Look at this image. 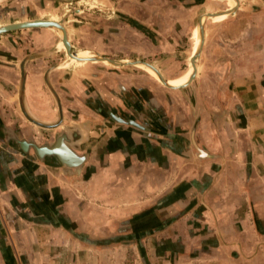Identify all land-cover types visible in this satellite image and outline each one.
Returning a JSON list of instances; mask_svg holds the SVG:
<instances>
[{
    "label": "crops",
    "instance_id": "obj_1",
    "mask_svg": "<svg viewBox=\"0 0 264 264\" xmlns=\"http://www.w3.org/2000/svg\"><path fill=\"white\" fill-rule=\"evenodd\" d=\"M10 1L0 26L62 22L75 55L57 68L69 54L64 43L57 47L62 32L56 27L0 34V264H31L24 250H44L35 242L61 245L58 239L70 240L76 230L98 233L107 223L109 229L122 224L120 232H128L136 224L140 233L152 222L153 246L144 250L153 254L151 264H264V0H232L235 6L229 0H123L125 7L137 6L140 14L150 9L160 20L159 46L171 51L175 70L164 74L153 65L168 82L192 69L198 18L219 10L224 11L212 15L227 16L206 20L196 75L185 87L168 88L147 65L135 64L156 81L151 94L143 90L141 75H116L98 62L118 65L90 57L96 53L89 49H74L78 26L66 24L67 13L50 12L58 0ZM101 1L91 0L88 9ZM71 3L65 0L61 7ZM146 23L135 29L140 35ZM83 55L89 57L76 59ZM23 60L26 109L42 122L56 123L59 109L50 85L62 124L44 128L22 117ZM115 96L133 116L116 113L102 99ZM106 109L149 129L117 122ZM3 127L47 151L39 154L31 146L22 151L6 140ZM59 133L70 165L48 151Z\"/></svg>",
    "mask_w": 264,
    "mask_h": 264
},
{
    "label": "rangeland",
    "instance_id": "obj_2",
    "mask_svg": "<svg viewBox=\"0 0 264 264\" xmlns=\"http://www.w3.org/2000/svg\"><path fill=\"white\" fill-rule=\"evenodd\" d=\"M58 1V7L53 10L51 9L52 11L50 12L59 16L67 13L63 17L66 24H72L76 27L78 26V31H76L78 36L75 38L72 36L74 49L86 48L101 55L108 54L112 58L139 56L141 59L151 61L150 63L158 67L164 74H168L171 71L174 72L173 61L175 58L171 55V51L161 49L159 46L162 39L161 35L157 33L155 28L156 22L158 24L160 20H157L154 11L150 12V9H148L145 10L146 13L141 12L142 14H140L137 6L125 7L123 0H116L111 6H108L105 3L106 0L101 1L102 3H99L96 8L92 7L93 9H88L91 0H80L78 5L75 2L76 0H72V3L68 5L69 8L67 9L62 8L65 0ZM94 2L96 3V1ZM9 3H11L10 0L3 2L0 5V21L5 16V10L11 8V6L8 5ZM84 6H86V8H84ZM74 8H82V12L80 10L77 11ZM67 10L68 12H66ZM144 19H146L147 22L145 25L147 30H142L145 31V33L140 35L135 29L139 27V24L143 26L144 23L142 24V21ZM53 32L56 31L53 30ZM98 64L103 66V68H106L109 72L116 71V75L119 76H124V74L128 72L131 73L132 77H134L135 74L141 75V82L146 86L143 90H146L145 92L147 94L154 92V87L152 85L157 84L156 81L137 66H112L101 62H98ZM63 70H66V67ZM71 70L73 71V69ZM115 77L117 78V76ZM102 99L107 105L112 106L116 113L122 116H133V114L130 113V109L125 107L123 101L121 99L119 100L116 96L109 97V101L103 97ZM138 103L139 101L135 99L134 104ZM120 106H123V109H121ZM22 117L25 120L27 119L23 114ZM27 121L29 122L28 119ZM137 129L142 130L140 128ZM139 130L133 129L135 132L144 133V131ZM87 202L90 204L89 201ZM121 225L109 229L107 223H104L99 226V229H97L98 233H94V231L87 232L84 231L85 229L80 233L76 230V232L74 231V233H70L72 239L68 240V238L67 240H64L62 237L58 239V242L62 241V244L65 243V246L62 244L46 245L42 242H35V246L38 245V247H41L44 250L24 251L29 252L27 258L31 264H89L92 259V264H136V261L138 264H151L150 258L153 254L147 256L143 250H149L147 247L148 243L151 247L153 246V240L151 238L155 233L154 222L147 224L146 229L140 231V233H144L140 240L131 238L129 240L106 242L103 244H94L87 241H101L122 234H139V231L134 230V228H137L135 227L136 224L135 226L132 224L130 229H128V232H120L122 229L120 228ZM125 228L126 227L122 230H125ZM113 230L115 231L113 232ZM49 247L50 250H48ZM81 250L84 251L82 252ZM101 250L109 251H107V253L106 251ZM31 252L36 253L35 258L31 257ZM148 257L149 259H147Z\"/></svg>",
    "mask_w": 264,
    "mask_h": 264
},
{
    "label": "water",
    "instance_id": "obj_3",
    "mask_svg": "<svg viewBox=\"0 0 264 264\" xmlns=\"http://www.w3.org/2000/svg\"><path fill=\"white\" fill-rule=\"evenodd\" d=\"M235 8H233L232 10H229V13H232L234 11ZM219 11H224V10H219ZM219 11H214V12H207L203 15H201L199 18H198V22L199 23V26H200V34H201V40H200V45H199V48L196 52V54L191 58V63L194 67V72L192 73V75L190 76L189 78V81L184 84V85H180V86H173L171 84H169L167 82V79L164 78V76L162 75V73H160V71L154 67L153 65H151L149 62H146V61H143V60H136V59H131L130 61L128 62H123L122 60H119V59H112V58H106V56H103V55H100V57H104L106 59H108V61L112 64H117L118 66H123V65H135L136 63H145V64H148L150 65L151 67H153L157 73L159 74L160 78H161V81L163 82V84L165 86H167L168 88H172V89H177V88H182V87H185L186 85H188L195 77L196 75V69H197V64H198V60L200 58V53H201V49H202V46H203V42H204V26H205V22L208 18L211 17V15L213 13H216V12H219ZM202 16H205V19L201 20ZM49 26H54L58 29H60L62 31V41L64 42L65 44V47H66V52L69 54V55H75L74 51L72 50V45L70 43V41L68 40L67 38V34H66V30L64 28V26L62 25V22L60 23H57L55 21H50V20H41V19H35V20H30V21H24V22H15V23H11V24H7V25H3V26H0V34L1 33H4V32H8L10 30H17V29H23V28H31V27H49ZM24 62L25 60L22 61V63L20 64V68H21V73H20V83H19V94H18V97H19V104H20V108H21V112L23 113V115L25 116V118H27L28 120H30L31 122L35 123L36 125L38 126H43L44 128H54L60 124H62V110H61V106H60V103H59V99H58V96L56 94V92L54 91V89L49 85V88L50 90L52 91L53 95L55 96L56 98V101L58 103V108H59V119L56 123H52L51 125H45L43 124L42 122L40 121H37L36 119L32 118L26 107H25V104H24V80H25V73H24ZM108 113L109 117H111L113 120L117 121V122H127L128 124L132 125V126H136L140 129H143V130H148L149 127L146 126L144 123H140V122H136L134 120H124L120 117H117L115 116L114 114H112L111 112H108V110H104ZM69 126H65V128H68ZM7 127H3V133H4V137L6 138V140L8 142H15L19 145L20 149L24 152H26L19 144V140L15 137V140L14 141H11L7 134L5 133V129ZM9 129V128H8ZM11 130V129H10ZM13 131V130H12ZM14 136L16 135L15 133H13ZM63 133H59V135H57V138H60L61 135ZM24 138H21L20 140H23ZM31 143V147L36 150V146L40 147L42 145H36L33 141H28ZM54 146V145H53ZM199 150V148H198ZM49 153L50 152H54L52 150V147H50V149L48 150ZM201 150H199L200 152ZM144 235V233H139V234H122V235H118V236H113L111 238H107V239H104V240H87L88 242H91V243H94V244H98V243H106V242H114V241H121V240H129L131 238H135L137 240H140V238H142V236ZM144 251V250H143Z\"/></svg>",
    "mask_w": 264,
    "mask_h": 264
},
{
    "label": "bare ground",
    "instance_id": "obj_4",
    "mask_svg": "<svg viewBox=\"0 0 264 264\" xmlns=\"http://www.w3.org/2000/svg\"><path fill=\"white\" fill-rule=\"evenodd\" d=\"M2 1V0H1ZM218 1H221V0H218ZM229 3L231 4V5H234V3L232 2V0H229ZM229 15V14H228ZM227 16H216V15H211V19H213V21H218V20H223V19H225ZM203 19H205V16H203L202 18H201V20H203ZM58 23V22H57ZM50 27H54V26H49L48 28H50ZM198 29L196 30V38H197V40H196V42H195V51H194V54H193V56L196 54V52H197V50H198V48H199V45H200V40H201V34H200V26H199V24H198V27H197ZM56 29H58V28H56ZM60 30V29H59ZM62 32V31H61ZM63 34V33H62ZM61 36H63V35H61ZM198 39H199V41H198ZM197 41H198V43H197ZM63 41H62V39H61V44L60 45H58L57 47H58V49L60 50L61 49V47H62V45H63ZM197 44H198V46H197ZM64 48H66V47H64ZM53 51V50H52ZM86 53H87V51H86ZM90 54V53H89ZM92 54V53H91ZM85 55V54H84ZM79 56V57H77L76 59L77 60H79V59H82V58H86V57H89V56ZM88 55V54H87ZM73 55H69V58L67 59V61L66 62H61V64L59 63L58 64V66H57V68H59L61 65L62 66H64V65H66L67 63H70L72 60H71V57H72ZM98 56H100V54H98V53H96V54H92V56H90V57H93V58H96V57H98ZM192 56V57H193ZM101 58H103V59H106V58H104V57H101ZM107 61H108V59H106ZM106 61V62H107ZM128 61H130V60H127V61H123V62H128ZM109 63V62H108ZM145 64V63H144ZM151 65H153L152 63H150ZM114 65H117V64H114ZM145 65H147L148 67H149V69H151L154 73H155V75L159 78V80L158 81H160L161 83H163L162 81H161V78H160V76H159V74L157 73V71L153 68V67H151L150 65H148V64H145ZM154 66V65H153ZM155 67V66H154ZM191 67H192V69L191 68H189V70L187 71V72H185L184 74H182L180 77H177V78H175V79H172V80H170L168 83L169 84H171V85H173V84H180L181 82H184L187 78H188V76H189V74L191 73V75H192V73L194 72V67H193V65H192V63H191ZM151 74H153L151 71H149ZM186 84V83H185ZM184 85V84H183ZM173 86H175V85H173ZM180 86V85H179ZM59 109V108H58ZM31 110V109H30ZM30 110H28L27 109V111H28V113H29V115L30 116H32V118H34V117H36V116H34V114H33V112H31ZM33 110V109H32ZM33 114V115H32ZM46 114V113H45ZM41 118V117H40ZM34 119H37V118H34ZM38 120V119H37ZM38 121H40V120H38ZM40 122H42V121H40ZM43 124H52V123H46V122H42ZM75 126V125H74ZM74 126H69V128H73ZM43 127V126H42ZM5 133L7 134V136H8V138L11 140V141H14L15 140V137L19 140V144H20V146L25 150L26 148H28L29 149V147H30V145H31V143L30 142H28V140H26V139H23V140H20V138H18L16 135L14 136V132L12 131V130H10V128L8 129V128H6L5 129ZM63 136V135H62ZM61 136V137H62ZM60 137V138H61ZM67 138V137H66ZM65 138V139H66ZM67 140V139H66ZM59 141H60V139L59 138H57V140H56V143H55V145L52 147V150L55 152V153H57V155H60V157L62 158V161H64L65 162V164H72V162L70 161V159H69V156H68V150L66 149V148H63L62 146V144H60L59 143ZM62 143V142H61ZM70 144H72V145H76V144H74V143H70ZM36 151L39 153V154H43V152L44 151H47V147H38V146H36ZM200 153H203L202 152V150H201V152ZM78 164H81V163H78ZM77 164V165H78ZM76 165V164H75Z\"/></svg>",
    "mask_w": 264,
    "mask_h": 264
},
{
    "label": "built area",
    "instance_id": "obj_5",
    "mask_svg": "<svg viewBox=\"0 0 264 264\" xmlns=\"http://www.w3.org/2000/svg\"><path fill=\"white\" fill-rule=\"evenodd\" d=\"M8 0H0V5L3 3V2H7Z\"/></svg>",
    "mask_w": 264,
    "mask_h": 264
}]
</instances>
